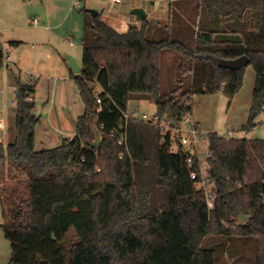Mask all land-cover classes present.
Here are the masks:
<instances>
[{
    "label": "trees",
    "instance_id": "16d2710c",
    "mask_svg": "<svg viewBox=\"0 0 264 264\" xmlns=\"http://www.w3.org/2000/svg\"><path fill=\"white\" fill-rule=\"evenodd\" d=\"M199 11L205 20L192 47L151 41L147 18L121 33L101 14L93 17L81 73L71 71L85 113L75 138L57 148L36 151L37 83L18 82L15 138L0 143V230L11 246L9 264H215L216 253L203 248L210 236L257 239V264H264V140L208 134L206 180L198 152L191 156L176 141L171 150V132L192 117L195 96L222 94L231 105L242 91L245 69H223L218 60L250 59L256 85L243 131L259 125L264 0H201ZM167 52L179 56L180 76L189 74L192 84L163 95ZM3 59L0 45V71ZM133 98L154 102L157 125L125 123ZM203 181L215 195L213 209L197 187ZM241 215L249 220L242 224Z\"/></svg>",
    "mask_w": 264,
    "mask_h": 264
},
{
    "label": "rangeland",
    "instance_id": "374dc122",
    "mask_svg": "<svg viewBox=\"0 0 264 264\" xmlns=\"http://www.w3.org/2000/svg\"><path fill=\"white\" fill-rule=\"evenodd\" d=\"M119 3L112 0H0V45L4 53L3 66L0 71V120L6 125L4 135L5 146L14 140L15 136V114L16 107L12 102L16 99L15 92L18 82L30 84V76L34 75L37 83L35 97L37 98L36 109L38 116L42 117V124L37 125L36 151H43L40 147L41 137L49 138L50 134L57 133L63 141L75 138V131L65 132L53 126L49 121V109L43 98L49 93V85L54 80H60L67 70V76L71 79L72 72L68 67L67 57L75 59L82 68L84 46L94 38V33L89 29L93 16L91 12H98L104 17L114 20L130 19L136 21L133 12L142 9L147 15V21L151 24L148 38L151 41L174 40L192 47L199 29L203 28L204 15L199 13L201 0H119ZM43 17L39 26L33 25V20ZM122 26L125 24L119 23ZM224 25L215 20V25ZM39 27V28H38ZM44 28V29H42ZM17 42L18 45H13ZM179 56L172 52L163 55L162 61V94L170 95L178 83L182 88L188 89L192 84V77L189 74L180 76L178 60ZM246 79L244 81L243 97L241 103L234 108V117L238 128L249 123L250 112L253 102L254 77L252 66L245 68ZM41 77H43L41 79ZM58 80V81H59ZM61 82V80H60ZM71 82L76 87L74 80ZM58 83V82H56ZM44 86V87H40ZM77 90V89H76ZM100 93L101 89L97 88ZM80 96V95H79ZM217 106L215 119L207 118L206 123H214L218 126V133L224 136L227 133L228 112L231 110L229 101L222 94L217 95ZM80 108L72 107V115L78 120L85 113V105L81 98L78 101ZM250 105L249 111L244 112V104ZM232 104V103H231ZM242 105L241 111L236 113L237 106ZM248 105L246 108H248ZM70 110V109H67ZM78 113V114H77ZM127 113L132 117V122L146 125H157L155 120L156 106L150 99L138 100L133 98L128 103ZM133 113L136 115L133 116ZM76 120V122H77ZM76 122H72L75 124ZM256 128L250 132L240 133L236 138L247 140H264V113L257 119ZM4 126V125H3ZM180 124L179 128L181 129ZM188 125L183 123V129L188 130ZM182 129V130H183ZM169 127L164 129L165 134ZM172 138L180 136L181 133L173 130ZM49 135V136H48ZM232 137V136H224ZM62 141V143H63ZM64 144V143H63ZM46 150L57 148V144H47ZM208 142L200 143L198 153L203 162V176L206 180L208 165L205 160L208 155ZM3 183L0 181V189ZM0 204V217L3 219ZM4 221V220H3ZM242 224L245 223L240 221ZM75 229H71L65 242L66 247L71 246L74 240ZM5 238V237H4ZM4 261L9 264L10 243L4 239ZM203 248L212 250L216 254L215 264H257L258 240L251 237H224L210 236L205 238Z\"/></svg>",
    "mask_w": 264,
    "mask_h": 264
},
{
    "label": "crops",
    "instance_id": "0c3cea01",
    "mask_svg": "<svg viewBox=\"0 0 264 264\" xmlns=\"http://www.w3.org/2000/svg\"><path fill=\"white\" fill-rule=\"evenodd\" d=\"M99 14V13H98ZM148 17V15H147ZM136 18V17H135ZM137 19V18H136ZM36 20V23L34 22ZM33 20V25L39 26V22H43L44 18L43 17H39L38 19ZM102 20L107 23L108 25H110L111 27H113L114 29H116L117 31L123 33L125 32L130 26L133 27H137V28H141L142 27V22L136 20L135 22L130 20V19H126V20H114V19H110L107 17H104L102 15ZM119 23L125 24L126 26H122ZM39 28V27H38ZM44 29V28H42ZM66 69L62 70L61 73L62 76L60 78V80H54V83H52L51 85H49V93L47 94V97L43 98V102L50 107L49 109V121H51V123L53 122V126L59 128L60 131H65V132H72L76 130L75 124H72V122H76V118L74 119L73 115H72V107H77L80 108L81 105H79L78 101L80 98V94L78 92L77 87H75L73 85V83L71 82V79L67 76L68 73H66ZM71 71V69H70ZM255 73V72H254ZM43 77H41L42 79ZM246 78V76H245ZM30 81H36L35 76L31 75L30 76ZM245 81V79H244ZM254 81V85H256V75L253 79ZM58 82V83H56ZM40 87H44V86H40ZM244 89V88H243ZM243 89L242 91L235 97V99L233 100L232 104H231V110L228 112V118H227V124L225 125V128L227 130V133L224 134V136H238L241 132L245 133L242 129V131H238L235 128L237 127V124H233L234 122H236V117H234V108L236 106L237 103H241L242 97H243ZM255 89V86H254ZM35 102L37 104V98L35 97ZM218 102H220V100H217V95L215 96H195L193 99V115L191 117V119L194 121V123L199 127V129L206 135L211 134V133H217L218 135H220V133H218V126L214 123V117L216 115V110L214 108V106L218 105ZM248 105V103L244 104V107L242 105L237 106V110L236 113H239L241 111L240 108H244V112L245 111H249V107L250 105H248V108H246V106ZM13 106V105H12ZM15 107V106H13ZM70 109V110H67ZM1 113V111H0ZM36 115L38 116V112L37 109L35 110ZM78 114V113H77ZM207 118H214L212 120V122H210V124H208ZM42 117H41V122L40 124H42ZM0 122H4L3 120H0ZM4 127L3 129H0V140L1 143H4V135L6 134V125L5 123H3ZM38 128V126H37ZM242 128H244V125L242 126ZM36 134H37V129H36ZM35 134V148H36V141H37V135ZM76 134V133H75ZM49 136V135H48ZM76 136V135H75ZM222 136V135H220ZM40 147L43 148L41 150H46L48 147L47 144H57L59 146H61L63 143V139L59 138V134L57 133H52L50 134L49 138L46 140V138H40ZM69 140H72V138H70ZM64 142V141H63ZM46 148V149H45ZM4 221L3 219L0 217V225H3ZM4 234L3 232L0 230V264H7V262L5 263L4 261ZM10 252H11V246H10ZM11 259V253H10V258H9V262Z\"/></svg>",
    "mask_w": 264,
    "mask_h": 264
},
{
    "label": "built area",
    "instance_id": "2783aa9c",
    "mask_svg": "<svg viewBox=\"0 0 264 264\" xmlns=\"http://www.w3.org/2000/svg\"><path fill=\"white\" fill-rule=\"evenodd\" d=\"M113 2L119 3V0H112ZM36 23V20L34 21ZM16 95V92H15ZM98 100L97 103L101 104L102 101L100 99V93L98 92L97 94ZM32 99H28V102H31ZM16 100H14L12 102L13 106H16ZM136 114L133 113V116H135ZM132 117L128 115V113L124 114V121L125 123H128L129 120H131ZM155 120L157 121L158 124V118L155 116ZM183 123H186L189 127L188 130H184L183 129ZM181 125V129L179 128L177 131L181 133L180 136H175L174 138H172V140L174 141V146L171 147L172 152H176L177 151V146L175 145L176 142H179L180 145L185 149V152L189 153L191 156L194 155L197 151H198V147L200 145V143H205L207 141V135L204 134L199 127H197V125L194 123V121L191 119V117H188L184 120ZM3 123L0 122V129H3ZM183 129V130H182ZM176 141V142H175ZM1 143V140H0ZM126 143V135L125 134H121V138L118 142L119 145L124 146ZM207 156H210L209 154ZM122 158V155H121ZM189 164L191 165V160L189 159ZM197 187L199 189H203L206 192V196H207V203L210 209H213L214 207V198L215 195L211 189V187H207L205 181L198 183Z\"/></svg>",
    "mask_w": 264,
    "mask_h": 264
},
{
    "label": "water",
    "instance_id": "95a60500",
    "mask_svg": "<svg viewBox=\"0 0 264 264\" xmlns=\"http://www.w3.org/2000/svg\"><path fill=\"white\" fill-rule=\"evenodd\" d=\"M91 15L93 17H96L98 15V12H91ZM133 15L137 18L138 21L142 22L147 18V14L142 9H137L133 12ZM68 61V67L71 69V71L74 74H80L81 73V67L78 65L77 61L73 58L67 57L66 59ZM218 65L220 68L232 70V71H238L241 69H245L250 65V59L246 56H243L241 58H238L236 60H218ZM100 144V138L96 134V140L91 144L93 148H98ZM241 220L243 222H247L249 219L248 217H245L243 215L240 216Z\"/></svg>",
    "mask_w": 264,
    "mask_h": 264
}]
</instances>
